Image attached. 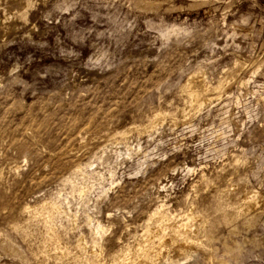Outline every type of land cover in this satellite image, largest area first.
Instances as JSON below:
<instances>
[{
  "label": "rangeland",
  "instance_id": "1",
  "mask_svg": "<svg viewBox=\"0 0 264 264\" xmlns=\"http://www.w3.org/2000/svg\"><path fill=\"white\" fill-rule=\"evenodd\" d=\"M146 259L264 264V0H0V264Z\"/></svg>",
  "mask_w": 264,
  "mask_h": 264
},
{
  "label": "bare ground",
  "instance_id": "2",
  "mask_svg": "<svg viewBox=\"0 0 264 264\" xmlns=\"http://www.w3.org/2000/svg\"><path fill=\"white\" fill-rule=\"evenodd\" d=\"M193 99L200 105L202 106L205 102H210L211 99L210 98H206L203 97L201 94L199 93H191ZM76 174L80 175V174H85V168L82 166H79L75 171ZM86 184L83 185L80 189V191L83 194H86L88 191H90L93 188H98L101 187L102 190L106 191L105 186H103V184L101 182L97 183L96 185H89L87 182H85ZM246 194H249L248 191H245ZM261 197L260 195H255L253 197H248L246 196V204L248 205L249 208H258L260 209L261 206ZM159 214V215H157ZM159 216V218H157ZM154 219L156 218L158 221V227L154 228L151 224H148L145 227V231L141 236V239L139 242H150L152 239L158 237L161 239V244L162 246H166L168 240L166 239L167 235V229L170 227H176L177 223L179 222L180 226L179 228L176 227L174 228V232L178 235H184V234H188V232L192 229L193 231V227L196 226L197 224H199L198 220L192 216V215H188L185 219H181V220H174L166 211L164 205H160L158 207L157 212H155V214L152 216ZM178 247H180L181 251H184L187 247V244L181 243L180 245H178ZM163 255V250L159 251V258H161ZM165 259V263L168 261V258H164ZM146 264H154L153 262L149 261L148 259H146L145 261Z\"/></svg>",
  "mask_w": 264,
  "mask_h": 264
}]
</instances>
